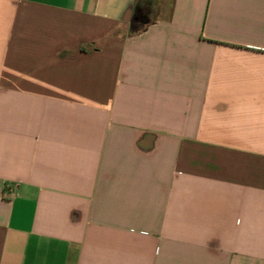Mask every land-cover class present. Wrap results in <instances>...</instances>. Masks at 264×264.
I'll return each instance as SVG.
<instances>
[{
  "label": "crops",
  "instance_id": "obj_1",
  "mask_svg": "<svg viewBox=\"0 0 264 264\" xmlns=\"http://www.w3.org/2000/svg\"><path fill=\"white\" fill-rule=\"evenodd\" d=\"M0 264H264V0H0Z\"/></svg>",
  "mask_w": 264,
  "mask_h": 264
}]
</instances>
